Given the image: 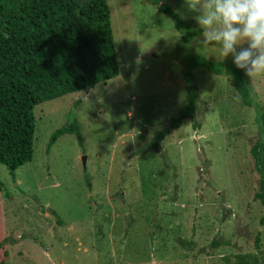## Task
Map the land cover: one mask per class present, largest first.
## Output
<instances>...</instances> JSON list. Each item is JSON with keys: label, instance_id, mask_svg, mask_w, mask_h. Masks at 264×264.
<instances>
[{"label": "rangeland", "instance_id": "374dc122", "mask_svg": "<svg viewBox=\"0 0 264 264\" xmlns=\"http://www.w3.org/2000/svg\"><path fill=\"white\" fill-rule=\"evenodd\" d=\"M107 3L119 74L34 107L32 159L14 176L0 164L13 254L1 248L0 264H106L113 251L122 262L190 264L194 246L211 260L264 264V204L254 198L261 176L250 153L264 76L245 75L254 103L246 106L229 75L200 64L232 57L201 45L202 33L183 43L159 8L192 15L183 0ZM185 76L196 85L195 112L151 149L186 102ZM74 121L82 145L66 133L47 150L52 132Z\"/></svg>", "mask_w": 264, "mask_h": 264}, {"label": "trees", "instance_id": "16d2710c", "mask_svg": "<svg viewBox=\"0 0 264 264\" xmlns=\"http://www.w3.org/2000/svg\"><path fill=\"white\" fill-rule=\"evenodd\" d=\"M159 8L173 20L183 43L202 33L192 19L182 20L164 4ZM110 17L107 0H0V164L12 176L32 159L36 105L92 88L119 74ZM200 64L209 72L229 75L241 102L253 106L244 71L233 61L203 60ZM185 82V104L168 125L152 136L149 148H158L184 118H192L196 85L188 76ZM257 120L260 137L250 153L261 176L254 198L264 204V106L257 108ZM66 133L76 134L82 145L74 121L52 132L47 150ZM6 244L7 237L0 241V249ZM257 262L254 257L253 264Z\"/></svg>", "mask_w": 264, "mask_h": 264}, {"label": "clouds", "instance_id": "9594fccd", "mask_svg": "<svg viewBox=\"0 0 264 264\" xmlns=\"http://www.w3.org/2000/svg\"><path fill=\"white\" fill-rule=\"evenodd\" d=\"M183 5L192 15L181 12L180 18L203 29L201 45H219L222 60L231 56L250 80L264 76V0H183Z\"/></svg>", "mask_w": 264, "mask_h": 264}, {"label": "crops", "instance_id": "0c3cea01", "mask_svg": "<svg viewBox=\"0 0 264 264\" xmlns=\"http://www.w3.org/2000/svg\"><path fill=\"white\" fill-rule=\"evenodd\" d=\"M116 233H114V231H110V233H108V237H109V241L110 242H112L113 241V239H112V237L113 236H116L115 235ZM9 235V230L5 227V225H4V220H3V216H2V210H1V208H0V241L2 240V239H4L6 236H8ZM94 235H97V236H99V235H103V233L102 234H99V231H96V233L94 234ZM15 245V244H14ZM17 245V244H16ZM22 246H23V243H22ZM112 246V245H111ZM10 247V246H9ZM9 247H7V246H5L4 248H3V250H5V251H7L8 252V256L11 254V255H13L10 251H9ZM10 252V253H9ZM24 254H25V252H24ZM47 254V253H46ZM115 254H116V252L115 251H113V253H111V256H110V258H111V260H106V264H134V263H131V262H129V261H124V262H122V258H124L123 256H122V258H120L119 256H117V258H115ZM195 255H196V257H195ZM189 256H191L192 258V262L190 263V264H240V262L239 261H237V259L235 258V256H233V258L232 259H229V260H219V259H217V260H211V259H209L210 257V255H206L205 253L203 254V253H199V254H197L196 253V249H195V246L192 248V250H190L189 251ZM230 256H232L231 254H230ZM122 259V260H118V259ZM21 261V260H20ZM19 260L16 262L17 264L20 262ZM186 261H188V260H186ZM186 261H184V262H186ZM22 262H24V261H22ZM184 262H182V264H184ZM160 262H156L155 260H152V261H145V262H140L139 264H159ZM176 263H178V261H176ZM20 264H21V262H20Z\"/></svg>", "mask_w": 264, "mask_h": 264}, {"label": "water", "instance_id": "95a60500", "mask_svg": "<svg viewBox=\"0 0 264 264\" xmlns=\"http://www.w3.org/2000/svg\"><path fill=\"white\" fill-rule=\"evenodd\" d=\"M82 160H83V165H85V156L82 157ZM48 212H51L50 209H47Z\"/></svg>", "mask_w": 264, "mask_h": 264}]
</instances>
